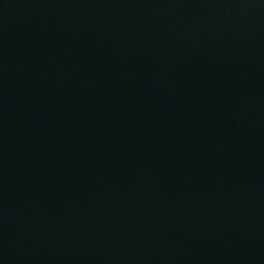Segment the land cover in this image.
I'll list each match as a JSON object with an SVG mask.
<instances>
[{
  "label": "water",
  "instance_id": "95a60500",
  "mask_svg": "<svg viewBox=\"0 0 264 264\" xmlns=\"http://www.w3.org/2000/svg\"><path fill=\"white\" fill-rule=\"evenodd\" d=\"M0 264H264V0H0Z\"/></svg>",
  "mask_w": 264,
  "mask_h": 264
}]
</instances>
